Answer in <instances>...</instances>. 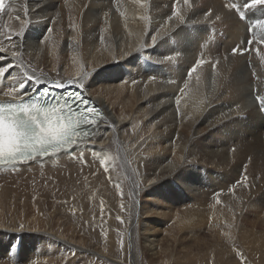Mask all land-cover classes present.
Listing matches in <instances>:
<instances>
[{
  "label": "bare ground",
  "instance_id": "obj_1",
  "mask_svg": "<svg viewBox=\"0 0 264 264\" xmlns=\"http://www.w3.org/2000/svg\"><path fill=\"white\" fill-rule=\"evenodd\" d=\"M250 3L6 0L0 100L82 80L103 117L70 151L0 166V264H264V5Z\"/></svg>",
  "mask_w": 264,
  "mask_h": 264
},
{
  "label": "snow or ice",
  "instance_id": "obj_2",
  "mask_svg": "<svg viewBox=\"0 0 264 264\" xmlns=\"http://www.w3.org/2000/svg\"><path fill=\"white\" fill-rule=\"evenodd\" d=\"M179 3V0H176ZM189 0H184L187 4ZM264 5V0H251L250 4H245L244 7H255ZM232 7L243 20L245 13L236 5ZM5 11V0H0V13ZM179 15V9L175 11ZM19 19V17H17ZM260 24V21H257ZM51 30L49 29V32ZM11 39V35L5 33ZM20 35V33H17ZM152 43H156V36L152 37ZM249 45L252 40L248 41ZM264 43V40L261 41ZM7 49L0 47V55L7 53ZM233 54L241 52L240 48H234ZM259 52V49H257ZM19 55L13 51V58ZM200 61L199 63H203ZM19 66V65H17ZM199 64H197V67ZM196 71V67L191 69ZM9 72L8 67H0V76H4ZM69 84L78 83L79 87L84 88L85 84L80 81H68ZM57 88H63V83H56ZM188 87L187 84L184 85ZM12 93L5 92L4 96H12ZM23 97H13V102L0 103V166H14L17 164L28 163L35 161L37 158L48 157L50 154H58L61 151H70L75 145H78L86 138H89V130L87 126H96L100 119V110L95 107H85L79 118H74L73 115L65 116L61 110L57 108H41L37 105H28L23 101ZM76 99L82 104L87 105L90 101L77 94ZM261 109H264V95L255 97ZM179 104V101H177ZM69 111L71 108L69 106ZM184 160V157H180ZM156 179L149 180L148 184H154ZM246 179V177H245ZM21 228L24 226L21 224Z\"/></svg>",
  "mask_w": 264,
  "mask_h": 264
},
{
  "label": "rangeland",
  "instance_id": "obj_3",
  "mask_svg": "<svg viewBox=\"0 0 264 264\" xmlns=\"http://www.w3.org/2000/svg\"><path fill=\"white\" fill-rule=\"evenodd\" d=\"M261 219H263V216L261 217ZM243 264V263H242Z\"/></svg>",
  "mask_w": 264,
  "mask_h": 264
}]
</instances>
